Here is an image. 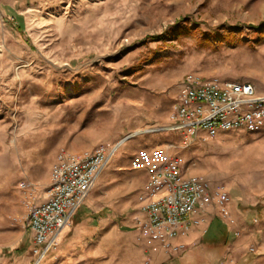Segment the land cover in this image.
Listing matches in <instances>:
<instances>
[{"label":"rangeland","instance_id":"374dc122","mask_svg":"<svg viewBox=\"0 0 264 264\" xmlns=\"http://www.w3.org/2000/svg\"><path fill=\"white\" fill-rule=\"evenodd\" d=\"M10 2L0 22V210L5 215L13 211L12 192L34 197L47 178L35 157L26 159L33 166L24 174L20 156L24 148H39V128L47 119L53 127L75 125L83 142L94 136L97 144L114 148L110 158L121 165L127 160L125 172L133 150L166 143L186 174H202L229 193L264 185V157L252 147L258 137L238 143L228 136L206 151L203 136L187 141L183 131L167 129L187 75L264 79V0ZM184 26L194 33L181 34ZM26 127L36 129L35 135L25 136ZM230 143L239 145L238 152L248 147L251 155L235 165L225 162L217 172L231 153L220 146ZM19 201L13 216L24 225L16 230L23 233L16 264H33L36 256H28L33 239ZM261 205L264 197L254 208ZM238 208L244 215L247 208ZM247 220L251 229L264 231V210ZM242 223L240 217L233 223L239 225L237 237L245 233ZM8 233L1 228L0 244Z\"/></svg>","mask_w":264,"mask_h":264},{"label":"crops","instance_id":"0c3cea01","mask_svg":"<svg viewBox=\"0 0 264 264\" xmlns=\"http://www.w3.org/2000/svg\"><path fill=\"white\" fill-rule=\"evenodd\" d=\"M10 3V0H2L0 3V22H4L2 16H6L3 11L5 4L10 5ZM226 76L214 73L207 79L226 81L228 80ZM240 77L243 81L253 83L257 93L264 95V79L250 75ZM48 120L39 128L41 138L39 148H24L20 153L25 159L23 162L25 166L22 168L24 174L30 173L33 166L26 159L35 157L38 159V165L44 168L47 178L42 185L36 187L34 197L21 192L17 194L15 191L12 192V216L5 215L0 210V230L3 227L9 230L8 241L0 244V264H16L15 251L19 248L23 236L20 229L18 233L16 232L20 222L23 224V221H17L13 216L16 211V198L20 199V207L23 205L24 217L28 219L30 208L47 200L53 170L59 158L90 154L102 145L97 144L94 136L86 137L88 140L85 142L81 141L79 129L74 131L75 125L68 129L67 126L62 124L59 126L56 122L53 127ZM35 131L36 129L26 127L24 135H35ZM200 136L204 137L201 143L207 142L204 144L206 151H210L211 146L216 145L218 141L223 142L228 136L235 137L238 143L256 136L257 141L252 147L253 149L262 147L258 153L259 156L264 157V126L253 131L245 129L220 131L212 137L205 136L201 132ZM160 146L166 147L167 144L161 143ZM220 147L223 150L230 149L231 153L224 157L231 165L244 162V159L251 155L248 147L238 152L236 149H239V145L235 143ZM143 148L150 149V145L147 144ZM134 151L129 160L135 154ZM121 163L123 165L116 162L115 157L108 160L93 188L57 233L54 246L39 264H264V231L259 233L258 226L251 229L253 223L247 220L248 216H255L256 212L264 210V205H261L259 210L254 208L259 203V198L264 197V185L243 187L238 194H233L225 190L220 183L202 174L185 173L186 176H197L207 180L211 191L219 187L223 188L229 195V201L224 210L215 200L204 205L195 215L199 223L190 226L187 230H181L175 237L168 239L169 246H167L161 241L150 239L139 226V222L146 218L145 207L157 198L145 192L147 171L131 169L129 161L130 171L125 172L127 160ZM239 205L247 208L244 215L240 212ZM239 217L242 219L245 233L237 237L234 230L239 228V225L233 223L238 221ZM28 231L31 232L30 229ZM31 244L28 256L33 253V240Z\"/></svg>","mask_w":264,"mask_h":264},{"label":"built area","instance_id":"2783aa9c","mask_svg":"<svg viewBox=\"0 0 264 264\" xmlns=\"http://www.w3.org/2000/svg\"><path fill=\"white\" fill-rule=\"evenodd\" d=\"M171 118L173 123L167 129L183 131L187 141L201 132L212 137L231 129L253 131L264 126V95H259L249 81L187 75ZM169 148H141L130 160L131 169L148 173L145 192L157 196L145 207L146 218L139 226L150 239L167 246L168 239L199 223L195 215L204 205L215 200L224 210L229 201L223 188L211 191L207 180L186 176L183 161ZM114 151L101 145L90 154L59 158L47 200L31 207L28 214L34 264H39L54 246L57 233L83 203Z\"/></svg>","mask_w":264,"mask_h":264},{"label":"trees","instance_id":"16d2710c","mask_svg":"<svg viewBox=\"0 0 264 264\" xmlns=\"http://www.w3.org/2000/svg\"><path fill=\"white\" fill-rule=\"evenodd\" d=\"M181 34H185V33H194V29H190L188 26H184L181 27ZM228 38L229 39H233V35L230 33L228 34ZM222 39V38H221ZM224 39V37H223ZM230 42V41H229ZM232 43V42H231ZM209 42L207 41V39H204V43H203V47H208Z\"/></svg>","mask_w":264,"mask_h":264},{"label":"bare ground","instance_id":"6f19581e","mask_svg":"<svg viewBox=\"0 0 264 264\" xmlns=\"http://www.w3.org/2000/svg\"><path fill=\"white\" fill-rule=\"evenodd\" d=\"M261 149H262V147H260V146L255 148V150H257V152H259V150H261ZM227 160H228V159H227ZM225 162H226V164H227V161H220V162H219V164L221 163L220 166L216 167L215 170H216L217 172H220L221 167H222L221 165H222L223 163H225ZM227 165H228V164H227Z\"/></svg>","mask_w":264,"mask_h":264},{"label":"water","instance_id":"95a60500","mask_svg":"<svg viewBox=\"0 0 264 264\" xmlns=\"http://www.w3.org/2000/svg\"><path fill=\"white\" fill-rule=\"evenodd\" d=\"M123 141V140H122Z\"/></svg>","mask_w":264,"mask_h":264}]
</instances>
